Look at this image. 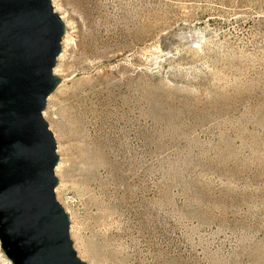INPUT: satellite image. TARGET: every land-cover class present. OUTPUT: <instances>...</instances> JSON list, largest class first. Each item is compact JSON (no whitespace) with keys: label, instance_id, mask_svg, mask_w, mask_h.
<instances>
[{"label":"rangeland","instance_id":"1","mask_svg":"<svg viewBox=\"0 0 264 264\" xmlns=\"http://www.w3.org/2000/svg\"><path fill=\"white\" fill-rule=\"evenodd\" d=\"M61 2L43 118L77 257L264 264V0Z\"/></svg>","mask_w":264,"mask_h":264},{"label":"water","instance_id":"2","mask_svg":"<svg viewBox=\"0 0 264 264\" xmlns=\"http://www.w3.org/2000/svg\"><path fill=\"white\" fill-rule=\"evenodd\" d=\"M64 34L51 0H0V250L10 264H86L55 198L59 157L42 116Z\"/></svg>","mask_w":264,"mask_h":264},{"label":"bare ground","instance_id":"3","mask_svg":"<svg viewBox=\"0 0 264 264\" xmlns=\"http://www.w3.org/2000/svg\"><path fill=\"white\" fill-rule=\"evenodd\" d=\"M52 1V4H53V7H54V10H57V9H61L62 8V0H51ZM59 17L64 20L65 22V25L67 26V19H68V16L66 13L62 14V15H59ZM69 23V22H68ZM70 25V24H69ZM69 39V35L66 34L64 35V38L62 39V45L63 43L65 42H68ZM65 45V44H64ZM62 46V50H61V53L58 55L57 57V61H63L64 58H65V55L67 53V51L69 50V47H66V46ZM60 67V65L58 64L56 67L53 68V73L55 74V72L59 71L60 69H58ZM64 85L61 84L60 86L58 85L57 88L55 89V92H59L61 90V88L63 87ZM64 88V87H63ZM62 91V90H61ZM52 95H50L47 99L49 100ZM46 114V111H43L42 113V116H44ZM57 136V135H56ZM56 136L54 135V139H55V142H56V152L58 154H61V155H65V152H66V148L64 146V144H59V142L57 141V138ZM66 159L64 156H60L59 157V161L57 162L56 166H55V169H54V173L55 175L58 177L59 179V185L58 187L55 189V191H57L59 189L60 186H62V176L65 172V167H66ZM54 191V192H55ZM70 230L72 228V226H69ZM9 263V262H8Z\"/></svg>","mask_w":264,"mask_h":264}]
</instances>
